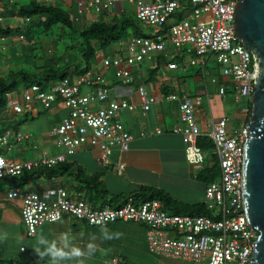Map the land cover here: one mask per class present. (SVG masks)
Wrapping results in <instances>:
<instances>
[{
  "label": "built area",
  "instance_id": "2783aa9c",
  "mask_svg": "<svg viewBox=\"0 0 264 264\" xmlns=\"http://www.w3.org/2000/svg\"><path fill=\"white\" fill-rule=\"evenodd\" d=\"M35 1L43 5L54 4V0ZM121 1L85 0L79 1L78 7L81 13L101 15ZM134 2L137 19L152 28L154 36L130 38L125 55L103 59L105 69H115L116 78L130 84L131 67L136 63L165 52L167 44L175 49L187 48L198 56L215 58L221 68L220 76L229 80V84L224 81L220 84V95H226L230 86L236 102L248 98L252 105L259 64L255 54L241 44L234 32L236 0ZM205 14L209 15V19L202 20ZM2 21L3 16L0 15ZM166 28L167 33L164 34ZM195 63L191 61V64ZM168 67L173 69L177 65L171 63ZM203 72L206 74L204 69ZM216 81L213 79V82ZM136 92L145 111L160 100L178 102L180 126L173 132L182 135L185 156L191 165L204 163V152L198 145L199 137L206 136L213 141L220 175L206 185L204 198V204L212 215L170 213L158 200L138 203L129 200L115 207L95 208L84 198H72L66 188H50L41 192H22L11 188L7 196L22 200L21 216L28 235H35L44 224L57 222L66 215L93 226L131 221L148 227L149 251L155 255L184 261H205L207 264H249L259 232L242 210L240 192L245 137L249 138L246 133L248 123L245 122L240 131L230 130L229 119L223 117L213 121L211 130L203 134L196 118V108L202 103L201 96L168 94L161 98L150 95L143 85L137 86ZM111 95V88L104 78L93 76L90 72L70 74L49 83L46 88L32 84L20 88L17 93H8L6 109L16 114L32 110L36 103L47 109L61 102L68 109V115L50 132L56 146L63 150L58 154H44L38 159L25 161L8 158L5 152L11 150L14 134L11 130L0 134V180L19 176L34 168L65 163L68 156L82 147L100 150V163H108L116 147L126 151L132 135L125 129L120 116L125 110H135V105L125 99H112ZM96 104L100 107H94ZM249 112L250 106L241 109L244 115H249ZM28 137L21 132L16 134L18 141ZM124 166L118 163L119 173ZM116 263L117 260H113L111 264Z\"/></svg>",
  "mask_w": 264,
  "mask_h": 264
},
{
  "label": "crops",
  "instance_id": "0c3cea01",
  "mask_svg": "<svg viewBox=\"0 0 264 264\" xmlns=\"http://www.w3.org/2000/svg\"><path fill=\"white\" fill-rule=\"evenodd\" d=\"M79 1L85 0H54V4L68 5L69 12L83 26L89 23L90 14L80 12ZM8 7L5 1H0V11L8 10ZM123 13L135 14L134 0H122L109 12L101 15L92 13V15L97 18L103 17L106 21H114ZM15 24L17 26L19 22L16 21ZM147 28L150 29L147 32L148 36H154V30ZM129 40L117 47L109 46L106 49H101L96 44V57L90 70L86 72L104 78L105 83L111 88L112 99H125L135 105V110H125L120 116L125 129L132 135L129 148L126 151H121L119 147L114 148L108 163H100V150L82 147L67 157L65 165L70 167L69 171L60 169V174L52 177H38L24 186L18 182L0 181V264H51L48 257L41 258L35 253L33 247L36 236L43 233L49 239H53L64 232L70 233L72 242L81 248L92 241L93 236L96 237L94 241L97 245L96 253L73 264H111L113 260H117L116 264H207L205 261H184L151 253L147 240L148 227L131 221L93 226L66 215L57 222L44 224L38 228L35 235L29 236L21 216L22 200L7 196L11 188H18L22 192L66 188L72 198H84L95 208H102L115 207L124 203L123 198L118 202L112 201L114 196L130 195L142 187H153L165 191L173 199L182 203H204L207 184L198 176L205 168L213 165V160L207 162L204 156L203 164L191 165L185 156L182 135L173 132L180 126L178 102L160 100L145 111L136 88L143 85L150 95L161 98L168 94L201 96L202 103L196 108V118L202 133L207 134L212 128V122L220 119L215 118L212 98L215 95L221 98L226 97L231 87H228L224 96L220 95L219 87L223 81L229 84V80L222 78L220 74L207 72L205 66L203 69L206 74L203 69L191 74L187 68L188 61L184 56L187 48L175 49L167 44L165 52L153 54L150 59L133 65L131 67L132 81L126 84L116 78L115 69L108 70L103 67V59L125 55ZM0 47L3 50L6 49L4 45ZM171 63L176 64L177 67L170 69L168 65ZM213 79L217 81L213 82ZM94 107L98 108L100 105L96 104ZM6 113L8 121L1 122L3 128L0 132L11 130L14 135L11 150L5 152V156L14 152L15 157H7L25 161L38 159L44 154L54 155L63 152L56 146L55 138L50 136L51 130L68 115V109L61 102L47 109L36 103L32 110L23 114L8 110ZM19 115L21 118H18ZM23 123L27 129L24 134L19 127ZM32 127L34 128L31 129ZM18 132L30 137L18 141L16 139ZM119 162L125 165L121 173L117 170ZM78 168H82L88 176L98 178L108 196L99 197V194L91 189L79 190L74 173ZM104 227H107L110 232L120 233V237L112 240L103 239L101 230Z\"/></svg>",
  "mask_w": 264,
  "mask_h": 264
},
{
  "label": "trees",
  "instance_id": "16d2710c",
  "mask_svg": "<svg viewBox=\"0 0 264 264\" xmlns=\"http://www.w3.org/2000/svg\"><path fill=\"white\" fill-rule=\"evenodd\" d=\"M0 1H5L6 4L9 5L8 10L2 9L0 11V15L3 16V21L0 22L1 41H5L13 35L14 31L20 29H25V34L32 36L28 38V40L32 41L35 40V36L33 35L34 27L44 26L45 31H47L55 25H61L65 27L59 33L61 38L67 36L77 40L75 45L72 43L71 46H67V50L77 49L81 57L80 61L75 63L69 60L60 62V59H54L32 71L20 69L9 70L7 73H4L0 70V113L7 110L8 93H17L20 88L28 87L32 84H39L46 88L49 83L59 81L70 74H85L90 70L92 62L96 57V44L101 49H106L113 44L124 43L132 37L148 36L142 23L137 19L136 15L132 13H123L116 17L114 21H106L103 17H98L82 26L68 10L59 4L43 5L35 0L23 3L14 0L12 3H10L9 0ZM10 14L21 19V22L17 26L3 23L5 17ZM177 15L180 14L177 13ZM163 33H167V28ZM249 106L251 112L252 105L250 104ZM4 131L6 130H2L0 134ZM198 145L202 148L203 152L208 150L213 152V165L205 168L198 176L199 179L209 184L217 180L220 175V165L217 154L215 153V146L213 141L206 136L199 137ZM60 169L69 171L70 167H67L65 163L53 167H38L29 171H24L19 176L6 177L2 180L9 181L10 183L18 182L21 186H24L38 177H52L56 174H60ZM74 173L78 181L79 190L91 189L96 191L99 197L105 198L108 196L104 186L98 178L88 176L82 168H78ZM122 198L125 200L124 203L129 200L135 203L158 200L161 202L164 210L175 214L192 216L212 215V212L204 203H182L173 199L165 191L153 187H142L139 191L130 195L114 196L112 201L118 202L119 199ZM94 205H96V203H94Z\"/></svg>",
  "mask_w": 264,
  "mask_h": 264
},
{
  "label": "rangeland",
  "instance_id": "374dc122",
  "mask_svg": "<svg viewBox=\"0 0 264 264\" xmlns=\"http://www.w3.org/2000/svg\"><path fill=\"white\" fill-rule=\"evenodd\" d=\"M16 2H29L30 0H14ZM62 6L70 11L69 6L62 4ZM97 19L95 15H89V22ZM202 20L209 19V15H203ZM21 22L20 18H15L13 14L5 17L4 24H10L15 26V22ZM24 25V23H23ZM65 27L61 25H55L51 29L45 31L44 26L34 27L33 35L35 40L29 41L28 38L32 36L26 35L25 29H20L14 31L13 35L7 38L4 42L0 41V46L4 45L6 49H1L0 47V70L7 73L9 70H35L37 67L42 66L51 60H69L73 63L79 62L81 57L77 49L67 50V46H71L72 43L75 45L77 40L74 38H69L64 36L61 38L59 33ZM145 31L148 32L150 29L144 27ZM24 36V38H21ZM122 43L113 44L112 47H117ZM190 48V46H188ZM2 50V51H1ZM184 56L187 63V68L191 74L195 71L202 70L205 66V70L211 74L219 75L220 66L213 57H208L207 55L198 56L194 52L184 51ZM194 60L196 63L193 65L191 61ZM228 80V78H226ZM227 97V98H226ZM226 97L221 98L216 95L212 98V107L214 111L215 118L227 117L231 120L229 121L230 130L240 131L244 128V123H249L251 120V112L249 115H244L241 113L243 107L249 106L248 98H243L240 102H236L233 97L231 88H229ZM7 110L0 113V130L3 128L2 123H7L8 115ZM18 118H21L19 115ZM34 126L36 124L34 123ZM20 131L24 134L27 132L25 124H20ZM32 127L31 129H33ZM29 130V128H28ZM212 151L208 150L204 152L206 161L209 162L212 159ZM36 154H38L36 152ZM8 157H15L14 152H10Z\"/></svg>",
  "mask_w": 264,
  "mask_h": 264
},
{
  "label": "water",
  "instance_id": "95a60500",
  "mask_svg": "<svg viewBox=\"0 0 264 264\" xmlns=\"http://www.w3.org/2000/svg\"><path fill=\"white\" fill-rule=\"evenodd\" d=\"M234 32L258 59L259 76L246 125L241 172L242 210L259 236L249 264H264V0H236Z\"/></svg>",
  "mask_w": 264,
  "mask_h": 264
},
{
  "label": "clouds",
  "instance_id": "9594fccd",
  "mask_svg": "<svg viewBox=\"0 0 264 264\" xmlns=\"http://www.w3.org/2000/svg\"><path fill=\"white\" fill-rule=\"evenodd\" d=\"M102 238L105 240L118 239L120 233L110 232L107 227L101 230ZM96 237L86 244L84 248L77 246L71 240V234L64 232L53 239L43 233L36 236V243L33 247L35 253L41 257H48L51 264H73L85 257L94 255L97 251V245L94 243Z\"/></svg>",
  "mask_w": 264,
  "mask_h": 264
}]
</instances>
